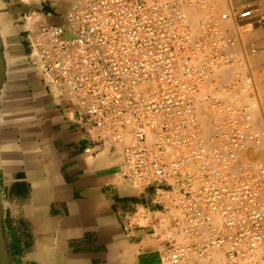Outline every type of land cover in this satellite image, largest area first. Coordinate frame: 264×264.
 <instances>
[{
	"label": "built area",
	"instance_id": "2783aa9c",
	"mask_svg": "<svg viewBox=\"0 0 264 264\" xmlns=\"http://www.w3.org/2000/svg\"><path fill=\"white\" fill-rule=\"evenodd\" d=\"M205 1L75 0L62 23L32 9L23 42L85 151L120 149L123 178L152 190L159 210L136 207L127 227L155 229L161 264H264V163L247 159L261 102L242 38L264 11L194 25L187 8Z\"/></svg>",
	"mask_w": 264,
	"mask_h": 264
},
{
	"label": "crops",
	"instance_id": "0c3cea01",
	"mask_svg": "<svg viewBox=\"0 0 264 264\" xmlns=\"http://www.w3.org/2000/svg\"><path fill=\"white\" fill-rule=\"evenodd\" d=\"M246 2H258L264 11V0H226L234 9ZM0 9L13 22L0 89V206L14 264H161L155 229L127 227L136 207L159 210L150 205L152 190L123 178L120 149L85 151L84 134L71 120L74 110L57 105L27 60L22 21H14L28 6L0 0ZM47 15L49 22L62 21ZM259 19L249 18L242 38L251 68L264 78Z\"/></svg>",
	"mask_w": 264,
	"mask_h": 264
},
{
	"label": "rangeland",
	"instance_id": "374dc122",
	"mask_svg": "<svg viewBox=\"0 0 264 264\" xmlns=\"http://www.w3.org/2000/svg\"><path fill=\"white\" fill-rule=\"evenodd\" d=\"M26 5V4H25ZM75 5V0H57V2L51 7V6H46L43 11H41L40 15L43 18H48L49 15H47L48 12H51V21H59L60 19L63 20L62 15H64L66 13V11L70 8H72ZM205 8L206 9H202L201 6H199V4H193V5H189V7L187 8V13L188 16L190 18L191 23H193L194 25H196L198 23V21L202 18L205 17L206 15H209L210 13H214V14H220L221 12H223L224 10L227 9V3L226 0H206L205 1ZM191 6V7H190ZM211 6V8H210ZM214 9V10H213ZM3 11V9H1ZM33 10L37 11V14H39L38 12V8L36 9L35 5H33ZM54 10H56L57 12H55ZM29 15V11L24 15H20L19 17H17L14 21L15 23H20V20L22 21L21 23H23V20L25 19L26 16ZM9 25L12 27V20H7ZM62 22V21H61ZM20 23V24H21ZM251 66V63H250ZM252 67V66H251ZM253 68V67H252ZM251 68V71L253 73L254 79L258 84L259 87V94H260V102L262 105L261 109V115L262 113H264V85L261 86L259 85L260 82H264V78H258L254 69ZM264 77V75H262ZM259 132H260V142L257 141L256 144L253 145L254 149L256 150V152H254L253 147L249 150L248 152V160H259L261 162L264 163V161H262V157H264L262 154L260 155L261 151H264V116L262 115L261 119H260V124L257 126ZM258 143V144H257ZM262 143V144H261ZM261 144V145H260ZM257 145V146H256ZM256 146V148H255ZM257 147L259 148V150L257 149ZM262 148V149H261ZM261 149V151H260ZM258 150V151H257ZM251 151V152H250ZM255 154H253V153ZM257 153V154H256ZM263 153V152H261ZM260 158V159H259ZM153 233H157L156 231Z\"/></svg>",
	"mask_w": 264,
	"mask_h": 264
},
{
	"label": "water",
	"instance_id": "95a60500",
	"mask_svg": "<svg viewBox=\"0 0 264 264\" xmlns=\"http://www.w3.org/2000/svg\"><path fill=\"white\" fill-rule=\"evenodd\" d=\"M20 1H22V0H20ZM22 2L28 6L27 12L28 11L30 12L33 9V5H35V7L39 8L40 10L44 9V8L41 9L42 8L41 5L28 4L24 1H22ZM54 11L57 12L56 10H54ZM2 13L3 12L0 9V89L3 86L5 76L7 74L8 69H9V61H8V56H7V49H8V45H7L8 38H7V36H9V32H10L9 29L11 27L9 25V23H7V20L2 15ZM50 15H51V12H50ZM64 15L62 16V18H63L62 22L64 21ZM45 19L47 20V18H45ZM24 22H25V19L23 20V23H22L23 28H22V33H21V35H22L21 41H24V38H23V31H24V26H25ZM22 44H24V42H22ZM24 47H25V45H24ZM26 57H27V53H26ZM35 71H37V70H35ZM0 264H14L13 256H12V253H11L10 247H9V240H8V238L6 236V232H5L4 216H3L1 206H0Z\"/></svg>",
	"mask_w": 264,
	"mask_h": 264
},
{
	"label": "bare ground",
	"instance_id": "6f19581e",
	"mask_svg": "<svg viewBox=\"0 0 264 264\" xmlns=\"http://www.w3.org/2000/svg\"><path fill=\"white\" fill-rule=\"evenodd\" d=\"M190 7H191V6H190ZM210 8H211V6H210ZM213 10H214V9H213ZM261 109H263V108H262V105L259 104V112H258V113H259L260 118L262 117V115L264 116V113H262V115H261ZM259 140H260V139H259ZM259 140H258V141H259ZM260 141H261V140H260ZM260 141H259V142H260ZM257 144H258V143H257ZM261 144H262V143H261ZM261 144H260V145H261ZM256 146H257V145H256ZM256 146H255V148H256ZM257 149L259 150L258 147H257ZM261 149H262V148H261ZM261 149H260V151H261ZM252 150H254V152H256V150L254 149V147H253ZM258 150H257V151H258ZM248 152H249V151H248ZM248 152H247V153H248ZM250 152H251V151H250ZM261 152H263V153H261ZM261 152H260V155L262 154V155L264 156V151H261ZM252 153H253V152H252ZM253 154H255V153H253ZM256 154H257V153H256ZM259 159H260V158H259ZM261 160L264 161V157H262ZM258 161H259V160H258Z\"/></svg>",
	"mask_w": 264,
	"mask_h": 264
}]
</instances>
